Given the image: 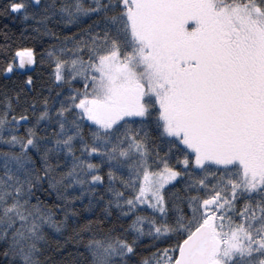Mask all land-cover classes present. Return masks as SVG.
Returning <instances> with one entry per match:
<instances>
[{
  "label": "snow or ice",
  "instance_id": "1",
  "mask_svg": "<svg viewBox=\"0 0 264 264\" xmlns=\"http://www.w3.org/2000/svg\"><path fill=\"white\" fill-rule=\"evenodd\" d=\"M0 15V264H264V0Z\"/></svg>",
  "mask_w": 264,
  "mask_h": 264
},
{
  "label": "trees",
  "instance_id": "2",
  "mask_svg": "<svg viewBox=\"0 0 264 264\" xmlns=\"http://www.w3.org/2000/svg\"><path fill=\"white\" fill-rule=\"evenodd\" d=\"M8 25V39L5 40L2 35H0V45L6 46L12 50L14 53L16 47H28L31 43L21 38V25L18 21H12L10 17H5L0 15V33L5 31L4 26ZM12 58L11 55L8 57ZM0 65H2V60H0ZM34 71L43 73V69L35 68ZM46 75V73L44 74ZM17 80V75L12 73H4L2 67H0V86L4 84H11Z\"/></svg>",
  "mask_w": 264,
  "mask_h": 264
},
{
  "label": "water",
  "instance_id": "3",
  "mask_svg": "<svg viewBox=\"0 0 264 264\" xmlns=\"http://www.w3.org/2000/svg\"><path fill=\"white\" fill-rule=\"evenodd\" d=\"M27 67L31 68L32 66H27Z\"/></svg>",
  "mask_w": 264,
  "mask_h": 264
}]
</instances>
